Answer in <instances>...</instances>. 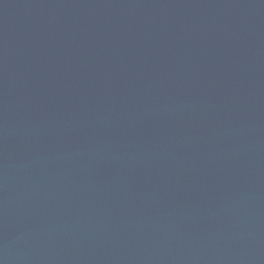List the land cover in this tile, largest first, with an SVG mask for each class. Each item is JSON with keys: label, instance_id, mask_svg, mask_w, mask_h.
<instances>
[{"label": "water", "instance_id": "obj_1", "mask_svg": "<svg viewBox=\"0 0 264 264\" xmlns=\"http://www.w3.org/2000/svg\"><path fill=\"white\" fill-rule=\"evenodd\" d=\"M0 264H264V0H0Z\"/></svg>", "mask_w": 264, "mask_h": 264}]
</instances>
